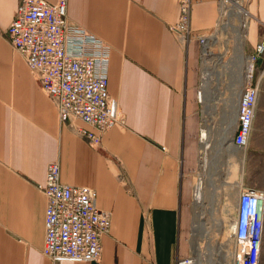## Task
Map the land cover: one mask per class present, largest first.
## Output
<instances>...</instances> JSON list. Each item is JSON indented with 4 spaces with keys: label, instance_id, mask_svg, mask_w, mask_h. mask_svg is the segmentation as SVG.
I'll return each instance as SVG.
<instances>
[{
    "label": "crops",
    "instance_id": "crops-1",
    "mask_svg": "<svg viewBox=\"0 0 264 264\" xmlns=\"http://www.w3.org/2000/svg\"><path fill=\"white\" fill-rule=\"evenodd\" d=\"M221 2L190 0L193 34L221 25ZM16 4L0 0V264H175L179 256H192L191 191L203 149L214 161L223 153L222 163L239 164L238 189H264V51L251 63L248 81L256 96L240 160L229 153L236 148L231 133L239 91H226L238 74L229 70L225 91H218L211 73L203 75V46L200 53L192 39L182 47L168 29L177 0H67L66 19L109 46L106 88L123 117L91 146L58 122L53 102L5 40ZM245 5L243 52L249 56L264 37V0ZM52 159L61 182L94 188L96 207L110 212L96 260H51L41 252L46 200L36 185ZM259 261L264 264V253Z\"/></svg>",
    "mask_w": 264,
    "mask_h": 264
},
{
    "label": "built area",
    "instance_id": "built-area-1",
    "mask_svg": "<svg viewBox=\"0 0 264 264\" xmlns=\"http://www.w3.org/2000/svg\"><path fill=\"white\" fill-rule=\"evenodd\" d=\"M66 1L17 0L3 36L24 59L40 90L53 102L58 122H65L91 146H97L105 130L123 123L116 100L106 88L109 47L66 19ZM177 6V17L168 25L169 31L182 47L196 40L201 53L206 34L191 32L190 0H177ZM263 51L264 37L254 45L253 54L248 56L250 62ZM250 76L251 73L241 84L231 133V142L238 148L247 145L251 129L256 87L249 83ZM75 120L90 128L76 124ZM36 186L46 200L41 252L51 260H96L101 249L100 237L110 225V212L96 207L94 188L61 182L57 159L46 162L44 180ZM191 195L196 196L195 183ZM227 226L233 237L228 264H258L264 227V189L240 187ZM191 261L189 253L177 257L175 264Z\"/></svg>",
    "mask_w": 264,
    "mask_h": 264
},
{
    "label": "bare ground",
    "instance_id": "bare-ground-1",
    "mask_svg": "<svg viewBox=\"0 0 264 264\" xmlns=\"http://www.w3.org/2000/svg\"><path fill=\"white\" fill-rule=\"evenodd\" d=\"M246 0H225L221 2V12L222 16H224V23L226 24L229 32H230V39L233 38L235 43V48L238 51L237 54L241 56L243 55V39H244V25H243V13L245 11L246 5L244 6ZM228 8H230V12L227 14ZM190 9V8H189ZM225 26V27H226ZM224 27V28H225ZM211 33H207L206 37L204 38V45L202 48V60L203 64L207 65L208 61L211 56H214L216 60L220 62L221 59H223L222 54L223 52L219 49H217L218 45L224 44L225 40L219 39L216 34L211 35ZM109 47V46H108ZM223 50V49H222ZM240 56V57H241ZM231 61H229V68H231ZM238 65L240 66V70L238 71V80L239 84L235 92V94L238 95V91L240 93L241 84L243 81L248 77V75L251 73L252 64L249 59H245V62H242L239 58L237 60ZM234 64V63H233ZM246 67V70L244 69ZM205 68V67H204ZM65 123V122H63ZM230 131L225 130L224 131V137L226 140L229 139ZM202 136H205V133L202 134ZM235 147V146H234ZM243 148L236 147L235 149H230L229 153L231 155H235L238 159L243 158L244 150H239ZM202 156H201V171L199 174V179L197 184L195 185V193L196 196L194 198V219L200 226H198V230L200 231L197 234H193V241L191 243L192 245V261L191 264H199L198 258L201 253V240H203L204 237L208 236L209 233H212L213 228L218 227L219 223V199H220V185H229L230 188L234 191H236L239 187V184L241 182L242 177V170L241 167L238 169V177L235 182L232 184L230 183V179H228L227 173L230 172L229 166L226 164H222V167L224 168L223 177L220 179V181H217V177L215 176V169L214 164L216 161L212 160L211 151L210 150H202ZM241 162V161H240ZM239 165V164H238ZM210 168H212L210 170ZM219 180V179H218ZM208 206V207H207ZM207 208H211L212 210L207 211ZM208 218L210 220V223L206 222L203 219ZM204 223V225H203ZM226 229V228H224ZM219 230V228H218ZM221 230V229H220ZM216 241V240H215ZM220 244L219 246H221ZM218 246V245H217ZM216 248V247H215ZM225 252H227L225 250ZM231 255V251L227 252V255ZM226 255V254H225ZM226 255V256H227Z\"/></svg>",
    "mask_w": 264,
    "mask_h": 264
},
{
    "label": "rangeland",
    "instance_id": "rangeland-1",
    "mask_svg": "<svg viewBox=\"0 0 264 264\" xmlns=\"http://www.w3.org/2000/svg\"><path fill=\"white\" fill-rule=\"evenodd\" d=\"M248 0H246L247 3ZM224 2V0H223ZM245 3V4H246ZM247 6V5H246ZM246 10V8H245ZM230 12V9H228L227 14ZM246 15V12L244 11L243 13V25L244 28L246 26V23L244 22V17ZM221 22L219 21V25L218 28H215V26L208 32L211 33V35L216 34V36L221 39V40H225L223 46L222 45H218L217 49L221 50L223 52L222 54V58L220 60V62L218 60H216L214 58V56H211L208 64L205 65L203 64V60H202V72L203 75H205V72L211 73L209 76L210 77H216L218 80V91H225V86L223 84V82L225 80H227L230 77V72L233 73H237L240 70V66L238 65L237 60H240L242 62H245V59H249V57L244 54L241 56L237 54L238 51L235 48V43L233 38L230 39V32L226 26V24L224 23V16H222V12H221ZM226 26V27H225ZM225 27V28H224ZM210 35V36H211ZM223 49V50H222ZM205 55V54H204ZM203 55V57H204ZM241 56V57H240ZM231 68L228 69L229 67V61H231ZM234 63V64H233ZM205 67V68H204ZM207 73V74H208ZM239 84V80L237 78V75L232 77V84L229 85L228 89H226V91H234L236 92L237 87ZM198 85V81H196V86ZM236 88V89H235ZM199 91L196 88V92ZM196 96V93H195ZM226 155L228 153L224 152ZM201 156H202V152L200 151V165H201ZM219 158V162L216 161L214 164V167L216 166L215 169V176L217 178H221L223 177V172H224V168L222 167V164L225 165V163H222L224 161V154L221 153ZM223 159V160H222ZM220 163H222L220 165ZM230 168V172L227 173L228 179H230V183L232 184L236 179H237V175H238V169L239 166L236 164H229L227 165ZM212 168H210L211 170ZM200 167H199V174H200ZM199 177V176H198ZM197 180V179H196ZM198 181H195V184H197ZM220 193H221V200H220V204H219V223H218V227L217 228H213L212 233H209L208 236L204 237L203 240H201V253L199 255V264H228L229 263V254L227 255V252H229L232 248H233V237L229 234V230H228V226H227V220L229 218V215L231 214V211L233 209V196H234V190H232L230 188L229 185H220L219 187ZM208 207V206H207ZM206 207V208H207ZM190 210H191V222H190V230H189V237H190V233H191V229L193 227V234H197L200 229L198 230V226H200V224H198V222L195 221L194 219V223H193V211L192 210V204H190ZM208 222V224L210 223V220H208V218L203 219V221ZM194 224V225H193ZM204 225V223H203ZM219 228V230H218ZM226 228V229H224ZM221 229V230H220ZM193 238V237H192ZM216 240V241H215ZM261 247H260V254L264 253V232L262 233V239H261ZM193 241V239H192ZM191 241V243H192ZM189 242V240H188ZM220 244H222L221 246H219ZM218 245V246H217ZM192 246V245H191ZM216 247V248H215ZM189 249H190V243H189ZM225 250L227 252H225ZM227 256H226V255ZM193 255V253H192ZM260 264V261L259 263Z\"/></svg>",
    "mask_w": 264,
    "mask_h": 264
}]
</instances>
